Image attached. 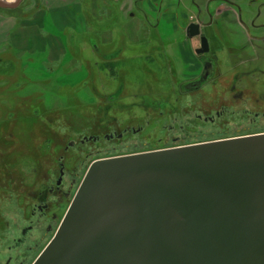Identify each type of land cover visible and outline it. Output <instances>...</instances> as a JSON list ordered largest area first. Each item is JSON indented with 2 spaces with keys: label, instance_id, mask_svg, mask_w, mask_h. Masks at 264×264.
Listing matches in <instances>:
<instances>
[{
  "label": "rangeland",
  "instance_id": "obj_1",
  "mask_svg": "<svg viewBox=\"0 0 264 264\" xmlns=\"http://www.w3.org/2000/svg\"><path fill=\"white\" fill-rule=\"evenodd\" d=\"M228 1L238 7L24 0L9 13L19 27L26 18L38 24L46 50H0V264H33L54 238L72 201L50 213L58 220L49 233L31 211L57 179L59 158L79 174L78 191L97 160L264 134V41L257 40L264 38V0ZM192 23L210 43L202 59L199 40L186 37ZM210 56L217 59L213 79L190 89ZM91 137L100 140L82 143ZM70 142L75 148L66 151ZM33 221L27 239L39 244L14 250Z\"/></svg>",
  "mask_w": 264,
  "mask_h": 264
},
{
  "label": "water",
  "instance_id": "obj_2",
  "mask_svg": "<svg viewBox=\"0 0 264 264\" xmlns=\"http://www.w3.org/2000/svg\"><path fill=\"white\" fill-rule=\"evenodd\" d=\"M33 264H264V134L93 162Z\"/></svg>",
  "mask_w": 264,
  "mask_h": 264
},
{
  "label": "flooded vegetation",
  "instance_id": "obj_3",
  "mask_svg": "<svg viewBox=\"0 0 264 264\" xmlns=\"http://www.w3.org/2000/svg\"><path fill=\"white\" fill-rule=\"evenodd\" d=\"M232 6V5H230ZM264 7V4L262 5ZM233 7H238L237 5H233ZM210 23L209 25H205V28H209L212 26L213 24V17L210 16ZM195 24V23H192ZM191 25V24H190ZM189 25V26H190ZM197 25L200 26V31H201V35L205 36L206 35L204 33H202V25L200 23H198ZM188 26V27H189ZM188 27L186 29V37H188ZM252 28H257L256 26H254V24H252ZM207 38V37H206ZM190 39V38H189ZM195 39V38H192ZM196 39L199 40L200 42V47L197 48L195 50L196 54L198 55L199 58H203L204 56H207L211 53V49L208 53L205 54H198L197 50H199L201 48V37H196ZM208 39V38H207ZM257 40H261L264 41L263 39H257ZM209 41V40H208ZM210 46V43H209ZM217 59L215 56H210V59H203L202 60V72L199 76V79L197 81L191 82L189 83V86L191 85H195L197 83H200V86L198 87L201 88L204 84H206L207 82H209L210 80H212L214 73H215V63H216ZM206 66H211L212 67V75L211 77L204 82L202 80L203 74H204V70ZM259 71V70H257ZM220 116V113H219ZM210 121H214L213 119H210ZM124 138V134H120L118 135L117 139L118 141H121ZM92 140L95 143H97L100 139L98 137H91L89 139H85L84 141H82V143L84 144L87 140ZM114 139V135H106V140H113ZM178 140V139H177ZM176 140V141H177ZM75 142H70L69 146L66 148V151L69 149H73L75 148ZM88 156H91V153H88ZM59 175L57 177V179L55 180L54 184L52 185H48L47 188L45 189V191H40L37 199L39 202H37V204H35L32 208L31 211V215L34 219H36V223H38V225H42L45 224L46 226V230L49 233L50 231L53 230V226L55 225V223L58 220V215H56L55 213H53L52 215L50 213H52V211L56 208V206L58 207H62V205L67 204L69 205L70 201H73L74 199V195H76V185L78 182V177L79 174H75V173H68V169H67V165L65 163H63V159L59 158ZM5 176H7V174H5ZM45 194H47L45 196ZM71 204V203H70ZM34 222H32V225L24 228L21 232V238L16 240V243L14 245V250H20L22 247H24L25 250H29L32 249L33 246H36L39 244V240L37 239V244H34L35 239H29V242H27V237L33 232L35 231V227H34ZM39 235V234H38ZM34 237V236H33ZM42 239V238H41ZM25 253V252H24ZM26 255L28 254V252L25 253Z\"/></svg>",
  "mask_w": 264,
  "mask_h": 264
},
{
  "label": "crops",
  "instance_id": "obj_4",
  "mask_svg": "<svg viewBox=\"0 0 264 264\" xmlns=\"http://www.w3.org/2000/svg\"><path fill=\"white\" fill-rule=\"evenodd\" d=\"M2 2V4H8V5H13L16 0H0ZM10 1V3H4V2H8ZM34 2L37 0H33ZM39 1H44V0H39ZM75 2V4H73V7H81V2L83 0H72ZM85 1V0H84ZM89 1V5L90 7L92 6V1L93 0H88ZM98 1V0H95ZM24 2V0H22V2L19 4V6ZM78 2V3H76ZM222 2L228 4V5H233L230 1L228 0H222ZM79 4V6H78ZM68 5V4H67ZM263 5V4H262ZM19 6L15 7V8H1L0 7V50H8L10 51L11 49L15 48L16 50H19L20 55H22V53H33L35 55L38 54H43L45 53V51H43L44 49L46 50V48H44V42L43 40L39 38L40 36V31L41 28L38 24H34V25H29L26 24L29 19L26 18V23H22V26H17V20L16 18L12 17L9 13L14 11L16 8H18ZM87 6V5H86ZM85 7V6H84ZM24 24V25H23ZM39 34V35H38ZM42 42V43H41ZM47 49H50V45L46 46ZM42 48H44L43 50H41ZM24 49V50H23ZM33 49V50H32Z\"/></svg>",
  "mask_w": 264,
  "mask_h": 264
}]
</instances>
